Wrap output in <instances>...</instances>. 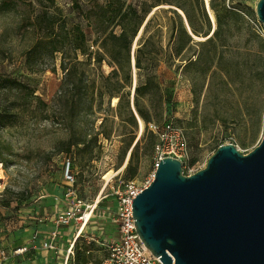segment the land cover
Listing matches in <instances>:
<instances>
[{"label": "rangeland", "instance_id": "1", "mask_svg": "<svg viewBox=\"0 0 264 264\" xmlns=\"http://www.w3.org/2000/svg\"><path fill=\"white\" fill-rule=\"evenodd\" d=\"M108 1L112 9L122 4V13L130 8L145 20L158 14L148 35H153L150 49L161 61L151 70L134 67L142 26L129 47V63L123 43L103 42L110 33L121 32L117 17L110 21L109 12L100 10ZM176 1L192 16L199 32L190 35L193 42L185 46L183 61L171 43L179 33L175 25L172 29V14L166 12L173 8L171 0H54L68 36H84V53L42 52L29 67L25 52L33 34L21 24L32 20L39 6L35 0H0V75L15 82L0 83V174L4 177L0 252L8 254L29 243L33 233L49 230L52 215L70 187L62 180L67 158L78 172L73 189L87 204L96 202L111 178L114 185L132 182L142 189L155 164L157 139L149 124L161 129L173 120L183 128L188 144L182 165L185 176L203 169L219 146L233 145L247 155L259 145L264 132V28L255 15L258 0H225L237 17L225 18L229 27L217 36H213L217 22L211 5L219 6L221 0ZM130 18L125 19L129 27ZM54 33L63 35L58 28ZM208 39L213 43L197 45ZM198 54L213 60L183 68ZM141 58L146 65L148 54ZM151 74L153 89L138 99L149 116L145 123L135 110L134 90ZM109 171L114 175L104 180ZM112 207L108 198L97 212ZM91 221L90 229L102 230L101 238L106 239L102 219L93 216ZM71 232L61 230L60 240ZM96 249L94 258L102 259ZM14 262L5 264L23 263Z\"/></svg>", "mask_w": 264, "mask_h": 264}, {"label": "water", "instance_id": "2", "mask_svg": "<svg viewBox=\"0 0 264 264\" xmlns=\"http://www.w3.org/2000/svg\"><path fill=\"white\" fill-rule=\"evenodd\" d=\"M255 15L264 28V0ZM131 217L162 264H264V132L247 155L219 146L190 176L163 158L131 201Z\"/></svg>", "mask_w": 264, "mask_h": 264}, {"label": "built area", "instance_id": "3", "mask_svg": "<svg viewBox=\"0 0 264 264\" xmlns=\"http://www.w3.org/2000/svg\"><path fill=\"white\" fill-rule=\"evenodd\" d=\"M148 128L157 139L154 145L153 174L159 161L166 157L177 159L183 165L188 155V144L183 128L173 120L166 122L161 129L154 124H149ZM77 178L78 172L74 170L71 159H65L62 180L70 187L64 193V203L55 210L52 217L51 224L54 229L47 232L46 238L41 240L39 247L32 244L12 249L8 254L1 251L0 264H5L9 260L21 261L37 249L55 255L59 250L57 245L60 237L59 229L71 227L75 228L74 240L66 246L61 264H73L74 246L77 240L86 244L93 243L99 247V252L102 254L101 264H162L159 258L154 257L140 240L131 217V201L149 186L153 176L142 189H138L132 182L114 185L111 178L99 192L96 202L89 204L80 199L73 189ZM107 187L108 190H106ZM108 198L113 207L104 213L101 211L98 213L97 209ZM93 216L96 219H102L105 223L104 229L108 236L106 239H102L100 234L93 235L85 231ZM36 238L35 233L32 240L35 241Z\"/></svg>", "mask_w": 264, "mask_h": 264}, {"label": "trees", "instance_id": "4", "mask_svg": "<svg viewBox=\"0 0 264 264\" xmlns=\"http://www.w3.org/2000/svg\"><path fill=\"white\" fill-rule=\"evenodd\" d=\"M37 5L39 6V13L31 19H25L22 21L21 26L24 29L29 28L32 30V38L33 43L32 45L26 50L25 54L27 56V64L31 67V64L34 62L35 57L40 55L42 52H47L49 55H54L55 53H61L63 56L66 54L67 50L70 51H80L82 54L84 51L82 50V46L84 45V36H74L69 37L67 32L65 31L63 20L58 14V12L54 8V0H35ZM32 7V3L29 4ZM170 5L173 8L168 9V13L172 14V29L175 25L177 27V31L179 32L174 38H172L171 43L175 46L176 55L178 58L182 59L184 55H182L183 50H185V46H189L193 40L190 38V35L198 34V30L196 25L193 22L192 16L177 2L176 0H171ZM218 7V8H217ZM211 9L215 11V19L217 22V29L214 31L213 36H217L219 32L226 27H229V23L225 21V18H236L237 15L232 10H228L227 6L225 5V0H221V4L216 6L214 4L211 5ZM103 12H109L110 17L108 20L113 21L115 17L118 19L117 26L121 28V32L119 36H115L114 34L110 33L103 42H107L108 40L116 41L123 43L122 47L126 52V59H128L129 63V47L136 37L137 32L142 26L144 22V18H139L138 15L133 12L130 8H125L124 13L121 11L123 10V5L120 4L118 8L112 9L111 2L108 1V5L105 9L100 8ZM183 12H182V11ZM179 11V13H177ZM180 11L185 17L180 14ZM130 16V20L132 21L131 27L129 24L125 23V19ZM158 14H153L145 23L142 28L141 36L139 39L138 48L134 54V67L137 70H151L155 67L160 61L161 58L158 56L157 52H154L150 49L152 46L153 35H148L149 30L153 24V21L157 18ZM204 18L205 15L202 14ZM47 24L43 26V23ZM176 22V24H175ZM58 28L60 31L63 32L62 36H57L54 33V29ZM162 27L159 24L157 30L159 31ZM171 32V30H170ZM171 32V37L172 36ZM213 40L208 39L205 42H198L197 45L199 47H204L205 45L212 44ZM145 54H148L147 63L146 65L143 64V57ZM213 58L208 56H203L198 54L196 56L195 62L192 63L190 59L186 60V64H184L183 68H188L191 65L199 64V63H208L212 62ZM100 62V60L98 61ZM127 62V61H126ZM129 77V76H128ZM130 78H128L129 80ZM155 76L148 75L144 84L135 87V98H134V107L138 114V116L145 122H149V116L146 114L147 112L139 105V97L143 96L145 93L150 92L153 89ZM7 85H15V82L9 79H1L0 75V83ZM195 101H197V95L194 94ZM120 100V98H119ZM154 145V144H153ZM75 253H74V260L73 264H101L100 259H95L93 256V252L96 251V245L93 243L86 244L81 240H77L75 242Z\"/></svg>", "mask_w": 264, "mask_h": 264}, {"label": "crops", "instance_id": "5", "mask_svg": "<svg viewBox=\"0 0 264 264\" xmlns=\"http://www.w3.org/2000/svg\"><path fill=\"white\" fill-rule=\"evenodd\" d=\"M62 203H64V202H62ZM60 206H62V205H60ZM100 209H101V207H100ZM53 215H54V213H53ZM53 215H52V217H53ZM91 222L86 227L85 231L88 232V233H91L93 235L100 234V236H101L102 235V230L101 231L100 230H97L96 227H92L90 229ZM92 225H95V224H92ZM104 228H105V224H104ZM53 229H54L53 225L50 224L49 230H53ZM63 229H65V228H60L59 229V235H60V231L63 230ZM70 229L72 230V232L70 233V235L66 239H62V241H61L60 240V237H59V240L57 242V245L59 247V250L57 251V253L55 255H52L48 251H43V250L37 249L34 252H32L30 255H28L26 258H23L21 260V262H23L24 260L25 261L23 263H20L19 262V264L29 263V260L31 261L30 262L31 264H57L59 261H61L63 255H64V251H65L64 248L69 244V242H72L74 240V231H75V228L71 227ZM49 230H47V228H46L44 232H42V231L35 232L37 234V238H36L35 241H32V236L35 234V233H33V235L30 236L29 243H26L25 245L16 246L15 248H19V247H23V246H28V245H32V244L35 245V246H37V247H39L41 240H43V239L46 238L47 232ZM15 248H13V249H15ZM16 264H18V262Z\"/></svg>", "mask_w": 264, "mask_h": 264}, {"label": "bare ground", "instance_id": "6", "mask_svg": "<svg viewBox=\"0 0 264 264\" xmlns=\"http://www.w3.org/2000/svg\"><path fill=\"white\" fill-rule=\"evenodd\" d=\"M181 12V11H180ZM0 168H1V165H0ZM114 175V172L112 171H109L105 176H104V180H109L112 176ZM4 177L0 174V181H1V187H0V195H1V189L3 188L4 186Z\"/></svg>", "mask_w": 264, "mask_h": 264}]
</instances>
